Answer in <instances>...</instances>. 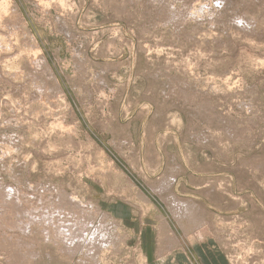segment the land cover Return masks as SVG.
<instances>
[{
	"label": "rangeland",
	"instance_id": "374dc122",
	"mask_svg": "<svg viewBox=\"0 0 264 264\" xmlns=\"http://www.w3.org/2000/svg\"><path fill=\"white\" fill-rule=\"evenodd\" d=\"M51 207L264 264V0H0V264H94Z\"/></svg>",
	"mask_w": 264,
	"mask_h": 264
},
{
	"label": "bare ground",
	"instance_id": "6f19581e",
	"mask_svg": "<svg viewBox=\"0 0 264 264\" xmlns=\"http://www.w3.org/2000/svg\"><path fill=\"white\" fill-rule=\"evenodd\" d=\"M174 199L175 198H173L172 202L175 201ZM179 203L180 202H176V201L175 203L173 202V204H179ZM182 204L176 205V206L177 207L180 206V208L182 206L183 211L187 213H190L192 211V209L190 208L191 204H189V202H182ZM61 206L63 208V205ZM36 208L37 207H35L34 210H36ZM54 208L55 207H51L49 209L45 208V210L43 211V214H40L39 218L43 220L45 226H49L50 224L52 225L53 232H54L53 238L58 239L57 241H60V242L64 240L63 242L67 243L66 248H71V249L82 248V250L85 251L86 256L90 257L91 260H93L94 264L100 258L99 255L101 254V251H107L111 248V245L113 242L112 234H111L113 229H111V226H109L108 229L105 227L104 229H102L101 227L95 226L93 229V227H91L90 225L91 221L88 220V216L86 213H77V212L71 213L67 210L68 212H65V214L68 213V215L70 216L67 219V217L64 218L63 209L60 210V208H55V209ZM180 208L178 207L177 208L178 210L176 212L179 211L178 213H180ZM34 214L36 216L39 215V214L37 215L36 211H34ZM55 216H57V218ZM105 218L108 219L107 215L105 216ZM66 220H69V221L66 222ZM108 224L115 226V221L110 220L108 221ZM109 229L111 230L109 231ZM116 232L117 231H115V233ZM169 233L170 232L166 230V234H167V235L165 234L166 237L169 236ZM47 235H49V233H45L46 239L49 238ZM170 237L173 238L172 235H170L169 238Z\"/></svg>",
	"mask_w": 264,
	"mask_h": 264
},
{
	"label": "crops",
	"instance_id": "0c3cea01",
	"mask_svg": "<svg viewBox=\"0 0 264 264\" xmlns=\"http://www.w3.org/2000/svg\"><path fill=\"white\" fill-rule=\"evenodd\" d=\"M141 240V250L144 255V261L142 264H193L195 262H199L201 264H217L216 261L214 262L215 259L210 257L209 253L203 249L201 244V247H198L197 244L193 245L197 248L195 251L194 247L190 246V248H185V250L182 248H176L167 252L163 249H159V243L156 238L154 240L149 239L147 242L145 235H142ZM216 259L219 264H224L223 260L219 257V254Z\"/></svg>",
	"mask_w": 264,
	"mask_h": 264
}]
</instances>
